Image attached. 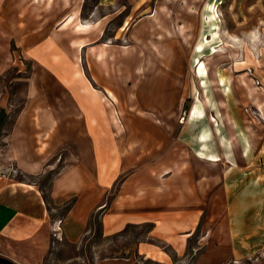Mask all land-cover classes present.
<instances>
[{
  "label": "crops",
  "instance_id": "crops-1",
  "mask_svg": "<svg viewBox=\"0 0 264 264\" xmlns=\"http://www.w3.org/2000/svg\"><path fill=\"white\" fill-rule=\"evenodd\" d=\"M105 1L80 24L76 23L83 14L80 6L72 1L52 3L51 11L61 6L66 15L40 32L42 39L47 33L58 36L56 40L64 37L51 43L49 53L32 52L26 49L32 41L20 40L25 56L34 61V70L25 106L9 137L12 165L25 175H42L73 148L76 155L64 158L65 168L52 181L50 197L57 213L71 200L76 203L64 216L52 217L36 184L0 174V258L14 264H46L54 240L80 243L92 216L100 213L104 237L130 226L152 225L151 241L140 242L132 255L107 257L94 264H174L173 257L154 242L161 240L181 259L198 233L194 264H264V194H240V187L238 194L228 190L221 212L218 200L220 161L231 167L264 165V127L221 129L205 120L199 128L188 127L180 134L184 151L164 124L122 127V119L118 122L116 117L118 112L122 116L123 102L169 105L182 94L176 79L180 72L171 68V55L176 54L170 43L172 31L166 29V9L172 0H156L153 5L150 0H136L130 9L133 25L128 47L99 43L112 17L97 15L101 8L113 5ZM145 71L158 77L142 85L140 76ZM221 75L228 86H235L223 71L217 74V84L223 86ZM234 91L233 98L242 99ZM221 95L227 111L235 108L229 94ZM146 108L148 115L161 119L151 110L153 105ZM220 110L224 109L216 106ZM206 126L210 143L203 148L198 137ZM220 136L230 143L220 144ZM204 167L205 176L201 175ZM156 174L167 177L166 182L155 180Z\"/></svg>",
  "mask_w": 264,
  "mask_h": 264
},
{
  "label": "rangeland",
  "instance_id": "rangeland-1",
  "mask_svg": "<svg viewBox=\"0 0 264 264\" xmlns=\"http://www.w3.org/2000/svg\"><path fill=\"white\" fill-rule=\"evenodd\" d=\"M3 1L4 4L0 2V174L13 176L19 181L36 184L46 194L50 195L52 181L65 168L64 158L67 155H76V151L73 148L66 150L59 156L58 160L60 161H56L57 165L54 166V169H50L45 174L38 176L25 175L17 171L12 165L9 137L19 114L25 106L29 79L34 70V61L25 56V48L20 43V40L32 41L26 48L32 52L40 50L39 52L49 53L52 51L51 43H60L64 37L60 36L57 42L55 37L58 36L47 33V37L42 39L40 32L46 28L43 27L44 25L48 26V24L57 23L62 18V15H66L65 13L62 14L61 6L57 7L58 11H51V6L54 3L67 4L72 1L76 7L80 6L83 10L82 16L76 21V23L80 24L83 23L82 19L89 18L90 13L102 0ZM155 1L150 0L149 2L153 5ZM211 1H213L212 5L214 6L212 12L214 11L216 14V21L220 27L217 32V39H213L214 37L210 33L212 22L207 18L209 9L206 6ZM105 2L113 3V5L101 8L97 15L102 17L111 14L112 17L111 21L106 22L104 35L99 43L118 47L130 46L129 31L133 23L129 15L131 7L137 1L107 0ZM35 5H38L37 8L39 9V16L37 17L34 16ZM114 10H116V13H114ZM166 10L169 16V21L166 22V29H171L172 31L171 48L176 50L175 56L171 55V68H177L178 72H180V78L176 77V79L177 81L179 80L180 88L178 90L180 89L182 94L177 97L178 100L171 102L168 105L169 109L166 110L159 108L160 103H164L162 101L142 100L137 103V106L136 104L123 102L122 115L132 116L140 123L139 126H161L162 124L157 123L156 120H163L165 122L164 125L169 126L174 133L175 143L178 142L182 145V147L180 146L182 151L185 150V146L180 138L184 136L180 134L185 132L188 127L195 126L199 128L205 120L211 121L214 127L218 126L221 129L226 126L233 128L238 126L240 129L243 126L264 127V123L262 124L264 122V99L262 97L264 95V0H172ZM20 11L22 16H20ZM30 11L31 13H29ZM119 12L122 13L119 14ZM25 14H27L26 21H24ZM54 29L56 31V27ZM203 34H205V38L208 39L209 43H213L217 47L216 49L219 50L214 54L206 49L201 58L208 70L207 89L202 86V77L197 74L199 66L194 63L197 55L196 50L199 43L202 42ZM44 45L47 47L45 50ZM82 57L83 54L80 51L79 59L82 60ZM141 64L144 66L147 62L143 60ZM222 71L227 80L231 79V82H235V86L231 85L229 87H233L230 98L236 107H231L228 110L230 111V116L228 117L227 103L221 100V96H223L221 94L225 93V86H221L219 83L218 85L216 78L217 74ZM155 75L145 71L143 72V77L142 75L140 76V82L143 83L142 85L152 82L158 77ZM244 79H250L251 85L247 87V82H243ZM158 88L156 86L155 89L158 90ZM234 89L237 94L243 95L242 99L233 98ZM253 92L258 94L253 95L255 97L252 102L246 101L244 97L246 95L252 97L249 94ZM197 94L206 106L207 113L205 111V120L202 123L192 124L189 122V117L196 104ZM216 98L219 99L217 100ZM146 103L153 105L154 109L149 108L150 105L148 106ZM216 106L218 108L220 106L224 110L216 111ZM146 107L152 111L155 110L158 115H161V119L156 116V113H153L156 117L148 115L151 112H146ZM163 116H166V118ZM228 118L230 121H228ZM122 120L127 122V125H130L129 118L122 117ZM241 121L244 122L243 125ZM223 137L220 136V144L230 143L228 141L224 142ZM234 139L236 140V136ZM231 142L234 143L233 140ZM226 162L223 159V161L218 163L220 212L227 205L228 190L233 192L232 194H238L235 192H238L240 187V194H244L242 193L243 191L245 194H264V165H260L261 167L254 165L251 167L242 165L231 167L227 166ZM207 173V168L204 167L201 175L205 176ZM244 176L247 179L246 182L243 180ZM154 178L160 182H166L167 180V177H161L159 174H156ZM207 187L208 189L210 188L209 183ZM242 201L243 199L241 203ZM66 204L57 213L55 212L56 206L52 201L53 217L55 214L63 215ZM150 230L151 228L146 225L130 226L119 234L104 237L100 213H94L88 226V231L80 243L68 244L65 240H54L52 251L46 260V264H94L98 260L107 257H127L136 252L137 245L140 242L151 241L149 240ZM198 236L199 233L190 241L187 252L181 259L173 252L172 248H166L161 240H156L154 243L160 247L162 252L164 251L173 256L172 259H175L174 264H193L196 258L197 248L195 247V242ZM145 263L153 264L149 261H145Z\"/></svg>",
  "mask_w": 264,
  "mask_h": 264
},
{
  "label": "bare ground",
  "instance_id": "bare-ground-1",
  "mask_svg": "<svg viewBox=\"0 0 264 264\" xmlns=\"http://www.w3.org/2000/svg\"><path fill=\"white\" fill-rule=\"evenodd\" d=\"M3 0H0V2L2 3V4H4V1L2 2ZM212 2L213 1H211V2H209L208 4H207V8L209 9V13L207 14V18H209V21L210 22H212L211 23V30H210V33H211V35L214 37L213 39H217L218 38V34H217V32L219 31V29H220V27H219V25L217 24V21H216V14L214 13V11L212 12V10H213V5H212ZM207 9V10H208ZM205 33V32H204ZM205 34H203V36H202V42H200L199 43V45H198V47H197V50H196V57H195V59H194V63L195 64H197L198 66H199V68H198V76H200V77H202V86L205 88V89H207L208 88V85L206 84V82H208L207 81V72H208V70H207V66L205 65V63L204 62H202V60H201V58L203 57V54H204V52L206 51V49H208L209 50V52H211V53H217L219 50H217L216 48V46H214L213 45V43L211 44V43H209V41H208V39H206V41H205ZM220 83H222V85L223 86H225V93L226 94H229V95H231V89H232V87L230 88L229 86H228V84L226 83V80L224 79V77L221 75V79H220ZM219 85V84H218ZM251 85V82L249 81V82H247V87L248 86H250ZM237 92V91H236ZM237 94V93H236ZM258 94V93H257ZM257 94H255V95H257ZM237 95H239V96H243L242 94H237ZM255 97V96H254ZM253 97V98H254ZM264 97V96H263ZM252 97H250V100H251V102H252V99H253ZM229 100H231L230 98H228ZM244 99L246 100V101H248L249 100V98H248V96L246 95L245 97H244ZM113 103H115L114 101H113ZM116 104V103H115ZM232 106L233 107H236L234 104H232ZM159 108H161V110H166L167 108H168V104L167 103H160V105H159ZM124 112V111H123ZM118 115H117V117H116V119H117V121L118 122H121L120 121V118L122 119V117H125V118H129V120H130V125H128V127L129 126H133V127H137L138 126V124H140L135 118H133L132 116H129V115H127V114H123L122 116L120 115V112H118L117 113ZM127 116V117H126ZM129 116V117H128ZM153 117V116H152ZM204 117H205V107H204V104H203V102H202V100H201V98L199 97V95L197 94V98H196V104H195V106H194V108H193V110H192V112H191V115H190V117H189V122L190 123H192V124H198V123H202L203 122V120H205L204 119ZM156 122L157 123H159V124H165V122L164 121H160V120H156ZM122 127H126L127 126V122H123V120H122ZM120 124V123H119ZM142 125H144V124H142ZM146 125H144L143 127H145ZM202 131H201V134H200V136L198 137L199 138V141L202 143V146H203V148H207V146L209 145V143H210V129H209V127L208 126H206L205 128H202L201 129ZM201 155H204L205 154V151L204 150H202L201 152Z\"/></svg>",
  "mask_w": 264,
  "mask_h": 264
},
{
  "label": "trees",
  "instance_id": "trees-1",
  "mask_svg": "<svg viewBox=\"0 0 264 264\" xmlns=\"http://www.w3.org/2000/svg\"><path fill=\"white\" fill-rule=\"evenodd\" d=\"M42 192H43V194H44V199H45V201H46V203H47V205H48V207H49V209H50V211H51V213H52V209H51L52 199H51V197H50L49 194H46L43 190H42ZM75 203H76V199H73V200H71L70 202H68V203L66 204V206H65L64 214L61 215V216H64L66 213H68V212L72 209V207L74 206ZM52 217H53V215H52ZM146 226H148V227H150V228L152 229V225H146ZM172 257H173V256H172ZM174 258H176V257H174ZM174 260H175V259H174ZM195 260H196V258H195ZM195 260H194V262H195ZM0 264H14V263L11 262V261H9V260H6V259H4V258H0ZM193 264H194V263H193Z\"/></svg>",
  "mask_w": 264,
  "mask_h": 264
}]
</instances>
